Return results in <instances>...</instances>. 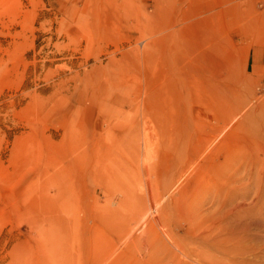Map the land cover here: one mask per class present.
Instances as JSON below:
<instances>
[{
  "label": "rangeland",
  "instance_id": "rangeland-1",
  "mask_svg": "<svg viewBox=\"0 0 264 264\" xmlns=\"http://www.w3.org/2000/svg\"><path fill=\"white\" fill-rule=\"evenodd\" d=\"M258 64L264 0H0V264H264Z\"/></svg>",
  "mask_w": 264,
  "mask_h": 264
},
{
  "label": "bare ground",
  "instance_id": "bare-ground-1",
  "mask_svg": "<svg viewBox=\"0 0 264 264\" xmlns=\"http://www.w3.org/2000/svg\"><path fill=\"white\" fill-rule=\"evenodd\" d=\"M169 52H170V51H169ZM218 81H219V80H218ZM180 176H181V175H180ZM179 178H180V177H179ZM136 217H137V216H136ZM133 221H134V220H133ZM114 251H115V250H114ZM190 253H191V252H190ZM102 254H103V253H102ZM113 254H114V253H113ZM113 254H112V255H113ZM100 255H101V253H100ZM100 255H99V256H100ZM105 255H106V256L108 255V258H109V256L111 257V254H110V253H109V254H105ZM198 257H199V256H198ZM193 260H194V259H193Z\"/></svg>",
  "mask_w": 264,
  "mask_h": 264
},
{
  "label": "crops",
  "instance_id": "crops-1",
  "mask_svg": "<svg viewBox=\"0 0 264 264\" xmlns=\"http://www.w3.org/2000/svg\"><path fill=\"white\" fill-rule=\"evenodd\" d=\"M258 65L260 66V68H262V67L264 68V65L263 64H258Z\"/></svg>",
  "mask_w": 264,
  "mask_h": 264
}]
</instances>
